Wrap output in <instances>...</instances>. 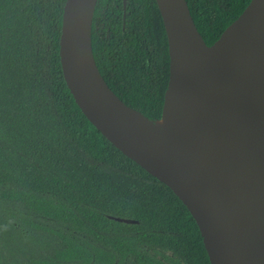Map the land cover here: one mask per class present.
Segmentation results:
<instances>
[{
	"label": "trees",
	"instance_id": "obj_1",
	"mask_svg": "<svg viewBox=\"0 0 264 264\" xmlns=\"http://www.w3.org/2000/svg\"><path fill=\"white\" fill-rule=\"evenodd\" d=\"M187 1L211 46L251 0ZM65 3L0 0V264H212L184 202L77 104L60 57ZM92 47L113 91L161 119L170 55L157 0H98Z\"/></svg>",
	"mask_w": 264,
	"mask_h": 264
},
{
	"label": "water",
	"instance_id": "obj_2",
	"mask_svg": "<svg viewBox=\"0 0 264 264\" xmlns=\"http://www.w3.org/2000/svg\"><path fill=\"white\" fill-rule=\"evenodd\" d=\"M97 2L66 0L64 7L60 57L77 104L184 202L212 264H264V0H251L211 46L187 0H157L169 42V88L179 86L175 140L102 76L92 47ZM209 47L220 51L212 57Z\"/></svg>",
	"mask_w": 264,
	"mask_h": 264
},
{
	"label": "bare ground",
	"instance_id": "obj_3",
	"mask_svg": "<svg viewBox=\"0 0 264 264\" xmlns=\"http://www.w3.org/2000/svg\"><path fill=\"white\" fill-rule=\"evenodd\" d=\"M220 51V48L209 47L207 52L210 56L215 57ZM179 86L172 84L168 89L164 112L161 119L155 121L158 127L164 132V135L170 139H178L181 134V116L179 111L178 99Z\"/></svg>",
	"mask_w": 264,
	"mask_h": 264
}]
</instances>
